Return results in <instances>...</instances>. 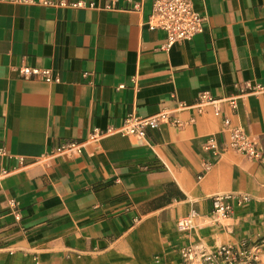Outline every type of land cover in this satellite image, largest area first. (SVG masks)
<instances>
[{
	"label": "crops",
	"instance_id": "obj_1",
	"mask_svg": "<svg viewBox=\"0 0 264 264\" xmlns=\"http://www.w3.org/2000/svg\"><path fill=\"white\" fill-rule=\"evenodd\" d=\"M50 1L0 0V264H182L183 247L261 244L264 157L228 148L224 120L264 154V0H191L203 31L169 50L148 26L156 0ZM202 92L238 108L198 113ZM163 111L181 127L107 133ZM65 143L81 152L56 154ZM226 194L251 201L217 221L212 198Z\"/></svg>",
	"mask_w": 264,
	"mask_h": 264
},
{
	"label": "built area",
	"instance_id": "obj_2",
	"mask_svg": "<svg viewBox=\"0 0 264 264\" xmlns=\"http://www.w3.org/2000/svg\"><path fill=\"white\" fill-rule=\"evenodd\" d=\"M44 4L54 5V2L45 0ZM60 5H65L61 3ZM83 3L74 7L82 8ZM203 18L195 11L191 0H156L154 3L152 14L149 19V29L159 30L165 34L163 48L171 49L175 44L191 41L197 34L203 31ZM21 74L25 77L34 75L41 76L48 83L59 82V79H53L50 71L39 70L31 67L22 68ZM123 88V87H122ZM263 88H256L255 92H261ZM238 98L227 97L215 99L209 92H202L198 102L192 106L198 113H203L208 107H212L216 116L222 115V105H226L232 112L238 108ZM170 122L173 126L181 127L178 119L172 118L169 112L163 111L150 117L128 116L122 126L118 129H111L110 132H118L124 136H136L145 138L150 131L159 129L160 125ZM225 130L228 136L227 147L246 156L249 159L262 161L264 154L256 141L249 137L246 132L239 126H234L229 118L224 120ZM102 132L98 129L90 134L89 143H95L102 137ZM81 144L65 143L56 150V154L80 153ZM206 150H218L216 141L213 136L208 137L205 143ZM0 155L5 156V152L0 150ZM21 163H25V159H20ZM206 170L210 169V165L205 166ZM237 201L239 205L247 204L251 201L247 195H216L212 198L211 217L217 221L227 218L233 212L232 202ZM11 213L16 221L21 220V215L17 209L15 202H11ZM198 214L192 212L178 222L180 232L189 233L194 229L195 220ZM264 247V240L262 242ZM260 247L257 243L253 247L242 244L240 248L232 246H221L215 250H209L203 245L187 246L180 249V257L182 264H254L256 254Z\"/></svg>",
	"mask_w": 264,
	"mask_h": 264
},
{
	"label": "rangeland",
	"instance_id": "obj_3",
	"mask_svg": "<svg viewBox=\"0 0 264 264\" xmlns=\"http://www.w3.org/2000/svg\"><path fill=\"white\" fill-rule=\"evenodd\" d=\"M260 247L263 245L258 244ZM254 264H264V247L260 248L259 252L256 254V260L254 261Z\"/></svg>",
	"mask_w": 264,
	"mask_h": 264
}]
</instances>
